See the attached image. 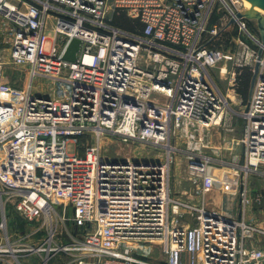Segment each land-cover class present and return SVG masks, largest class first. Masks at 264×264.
Masks as SVG:
<instances>
[{"label": "built area", "instance_id": "2783aa9c", "mask_svg": "<svg viewBox=\"0 0 264 264\" xmlns=\"http://www.w3.org/2000/svg\"><path fill=\"white\" fill-rule=\"evenodd\" d=\"M217 2L260 48L237 0H0V264H264V222L245 219L259 199L247 178L264 179V48L257 60L243 39L241 59L215 47L228 26L210 24ZM114 13L142 28L113 26ZM74 38L70 63L62 56ZM257 61L235 142L242 162L227 163L240 175L238 208L207 210L213 159L202 150L228 107L209 71L223 64L232 87ZM6 66L24 70L23 88L3 79ZM104 137L163 148L167 162L107 158ZM182 142L197 205L170 190ZM11 213L22 226L9 227Z\"/></svg>", "mask_w": 264, "mask_h": 264}, {"label": "rangeland", "instance_id": "374dc122", "mask_svg": "<svg viewBox=\"0 0 264 264\" xmlns=\"http://www.w3.org/2000/svg\"><path fill=\"white\" fill-rule=\"evenodd\" d=\"M238 2L235 3V6L238 10L244 11V5L242 0H237ZM259 15L264 17V13H260ZM211 17H216L222 19V23L225 26L227 23V27H225L220 35L217 37L216 41L214 42V46L225 50V51H232L235 52V58L241 59L242 51L238 48V40L243 39L245 42H248L251 45V49L255 52H258L259 48L254 45L252 41H250L245 34L239 33L237 27L233 24H230V18L227 14V11L221 6L219 2L215 4V10L212 12ZM246 22L248 23V27L252 33H254L258 38L259 32L256 27V21L253 19L245 18ZM260 40V39H259ZM253 60V57L250 58V61ZM252 63V62H250ZM227 69L229 71L230 64H227ZM220 69L224 72L223 64L218 65L214 69L209 71V74L213 78L214 82L220 88V91L227 99L228 107L225 111V120L224 123L219 129H222L226 132V137L221 138L222 145L224 144L227 147L228 155L222 157V161L224 164H219L218 161H213L209 165L210 171V183H211V192L207 194L210 195L211 193H218L220 196L226 195L225 199L226 202L222 207L221 210H226L228 206L233 207L234 209L238 208V199L237 193L239 191L240 186V175L237 172L232 171L225 161H231L233 156L231 155V151L237 150L236 141L239 140L238 137L235 139V134L237 135L236 127L239 129L242 127L241 122L238 120L239 115L241 114L243 107L246 104V101L243 102L242 98L239 94L236 93V87L238 81L235 77V81L232 82V87L229 86V75L221 74ZM252 66H243L241 70L248 73L249 80L252 77L251 73ZM236 76V75H235ZM3 79L18 87L23 88L26 83V74L23 69L21 68H13L10 66H6L3 70ZM45 81L34 80V86L38 85V87L43 86L46 87ZM248 99V98H247ZM234 130V131H233ZM242 130V129H241ZM240 132V131H239ZM223 134V133H222ZM228 136V137H227ZM233 138V139H232ZM207 142V138L205 139ZM173 144V143H171ZM234 145V147H233ZM86 147V143L83 140L78 141L77 144V153L79 155H83L84 149ZM180 149V151H175L174 153L171 152L170 154V162H169V173H170V190L172 196H176L183 202H189L193 205L200 204L201 197H197L195 195V191H197L199 184H193L189 181L188 176L186 174V155L185 153L182 154V150L186 149V144L184 142L180 143L176 146ZM230 147V148H229ZM232 147V150H231ZM101 153L107 157L114 160H131L137 162H145V163H166V151L163 148L158 150L153 149L149 145H141L138 143H122L120 140L114 137H104L100 144ZM69 152H74V148L72 145L68 148ZM202 154L207 157V146L202 150ZM220 156H222L219 153ZM210 157V156H208ZM211 158V157H210ZM221 158V157H220ZM218 158V159H220ZM237 162L241 163L242 158L240 159L239 156H236ZM221 161V162H222ZM213 167L215 170H211ZM264 170L263 168H260ZM247 189L249 192V197L254 199L255 197L259 196V199L254 201L251 200V203L246 208V221L251 224H260L264 222V179L258 175H249L247 178ZM205 196L203 203L204 207L207 205V210H215L217 208H212V205L209 203L210 200L208 197ZM207 197V203H206ZM231 204V205H230ZM237 206V207H236ZM220 211V210H218ZM12 214V213H11ZM9 227L11 228L12 225L14 226L16 223L17 226H22V223L18 221L17 218H14L13 214L9 217ZM69 229H72L67 224Z\"/></svg>", "mask_w": 264, "mask_h": 264}, {"label": "crops", "instance_id": "0c3cea01", "mask_svg": "<svg viewBox=\"0 0 264 264\" xmlns=\"http://www.w3.org/2000/svg\"><path fill=\"white\" fill-rule=\"evenodd\" d=\"M219 90H220V88H219ZM239 118L240 119H238V120L241 122V125L243 126V120L240 117V115H239ZM241 129H242V127L239 128V129L236 127L237 135L235 134V139H236V137L239 138L241 136V131H242ZM225 134H226L225 131H223L222 129H219V128H216L215 127V128H212L210 130L209 136L207 137V155L210 156L213 159L214 162L215 161H218V160H219V162L222 161L221 160L222 157L224 155L226 157L229 154L228 151H227V147L224 144L222 145V142H221V138L223 137V139H224V137H226ZM233 147H234V145H233ZM231 150H232V147H231ZM231 152L232 153H231L230 156L235 155V156H239V158H241V156H242V150H241V148L239 146L237 147V150H233ZM219 153L222 156H220ZM218 158H220V159H218ZM222 162H224V161H222ZM228 162H229V160L225 161V163H228ZM211 170L213 171L215 169L213 167H211ZM225 196L226 195H222V194L220 196L218 193L215 192L214 194L211 193L207 197L210 200L209 203L212 205V208H217L215 210L222 211L221 209H222L223 205L225 203H228V202H226ZM207 197H206V203H207ZM205 208L207 209V205H205Z\"/></svg>", "mask_w": 264, "mask_h": 264}, {"label": "water", "instance_id": "95a60500", "mask_svg": "<svg viewBox=\"0 0 264 264\" xmlns=\"http://www.w3.org/2000/svg\"><path fill=\"white\" fill-rule=\"evenodd\" d=\"M243 1L255 9L264 10V0H243ZM236 17L237 18L244 17V18L253 19L256 21V27H257V30H258L259 36H260V38H259L260 39V48L257 52V60H259L262 56L263 48H264V17L259 15V14H256V13L251 14L248 12L245 14L244 13L243 14L237 13ZM79 45H80V41L78 39H75V38L71 39L70 42L68 43L66 49H65V52L62 56V59L64 61H67L70 63L75 62L76 54L79 50ZM257 71H258V61L254 66V73H253L251 80H250L248 99H247L245 106L247 105V103L250 99V95H251L252 87H253V82H254L255 74L257 73Z\"/></svg>", "mask_w": 264, "mask_h": 264}, {"label": "trees", "instance_id": "16d2710c", "mask_svg": "<svg viewBox=\"0 0 264 264\" xmlns=\"http://www.w3.org/2000/svg\"><path fill=\"white\" fill-rule=\"evenodd\" d=\"M216 20V17H212L210 24H213ZM110 23L118 28H121L125 31L134 32L142 28L141 24L137 20H131L127 18L123 13L116 14L114 13L111 17ZM236 79L239 84L236 87V93L240 95L243 102H247L248 91H249V76L248 73L241 70V68L236 71ZM251 80V79H250Z\"/></svg>", "mask_w": 264, "mask_h": 264}, {"label": "bare ground", "instance_id": "6f19581e", "mask_svg": "<svg viewBox=\"0 0 264 264\" xmlns=\"http://www.w3.org/2000/svg\"><path fill=\"white\" fill-rule=\"evenodd\" d=\"M242 2H243V5H244V14L245 13H251V14H254V13H256V14H260V13H264V10H259V9H255V8H253L252 6H250L249 4H247L246 2H244L243 0H242ZM166 149L167 150H170L168 147H166Z\"/></svg>", "mask_w": 264, "mask_h": 264}]
</instances>
